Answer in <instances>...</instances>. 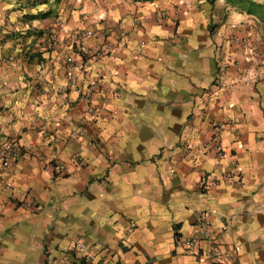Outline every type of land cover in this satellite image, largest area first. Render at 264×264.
Here are the masks:
<instances>
[{"label": "crops", "instance_id": "crops-1", "mask_svg": "<svg viewBox=\"0 0 264 264\" xmlns=\"http://www.w3.org/2000/svg\"><path fill=\"white\" fill-rule=\"evenodd\" d=\"M102 41L76 58L87 102L65 58ZM6 140L0 264H264V0H0Z\"/></svg>", "mask_w": 264, "mask_h": 264}, {"label": "built area", "instance_id": "built-area-1", "mask_svg": "<svg viewBox=\"0 0 264 264\" xmlns=\"http://www.w3.org/2000/svg\"><path fill=\"white\" fill-rule=\"evenodd\" d=\"M167 18V15L164 11H159L157 15L158 21H164ZM138 22V20L136 21ZM91 33L83 31V32H77L74 37L77 41L83 40L84 38L90 36ZM123 38L124 36L121 35ZM44 41L47 43V46L49 47H56L59 43L58 35L53 27H49L46 29L44 35ZM233 40L240 42L242 47H245L247 44V39L242 38L237 39V37H233ZM109 51V46L104 42H100L96 44L93 48H78L77 51L74 53V55H67L65 58V67H66V80H67V87L68 88H74L79 97L84 101H91L95 95H100L104 93V86L101 81H92V82H86L83 84L78 83V75L76 72V58L79 59L80 63L95 59L98 57H101L105 54H107ZM92 107H88V111H91ZM215 142H217V139L215 138ZM14 148L15 144L12 140H6L1 146H0V169H4L9 166L10 160L14 155ZM222 151H217V155L219 157L222 156ZM74 159L79 163L80 158L74 156ZM64 164L62 162L57 163L54 166V172L59 173L63 170ZM216 180L213 177L208 176L205 178L201 184L202 188H206L208 186H215ZM197 218V239L193 238H187L182 241L183 246H185L187 249H193L196 245L198 240H204L208 239L210 236V221L208 219V216L205 212H198L196 215ZM84 244L79 243L72 247V251L76 252H83L84 251ZM204 256V262L203 264H221L222 262V254L218 250H209L205 249L202 253ZM90 259H93L94 256H89Z\"/></svg>", "mask_w": 264, "mask_h": 264}, {"label": "trees", "instance_id": "trees-1", "mask_svg": "<svg viewBox=\"0 0 264 264\" xmlns=\"http://www.w3.org/2000/svg\"><path fill=\"white\" fill-rule=\"evenodd\" d=\"M250 4H252V3H250Z\"/></svg>", "mask_w": 264, "mask_h": 264}]
</instances>
